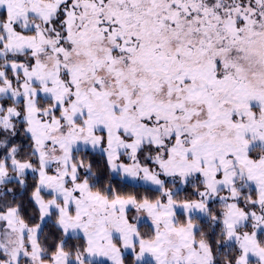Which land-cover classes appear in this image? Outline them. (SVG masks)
Masks as SVG:
<instances>
[{
    "label": "snow or ice",
    "instance_id": "6c2138e0",
    "mask_svg": "<svg viewBox=\"0 0 264 264\" xmlns=\"http://www.w3.org/2000/svg\"><path fill=\"white\" fill-rule=\"evenodd\" d=\"M0 264H264V0H0Z\"/></svg>",
    "mask_w": 264,
    "mask_h": 264
}]
</instances>
